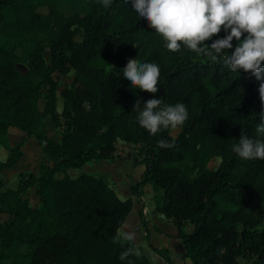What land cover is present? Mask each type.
<instances>
[{"label":"trees","instance_id":"16d2710c","mask_svg":"<svg viewBox=\"0 0 264 264\" xmlns=\"http://www.w3.org/2000/svg\"><path fill=\"white\" fill-rule=\"evenodd\" d=\"M60 2L70 7L67 14ZM135 58L159 66L155 95L124 78ZM69 70L58 110L56 86ZM260 83L251 73L231 71L224 56L213 63L183 46L169 52L132 0H111L108 9L102 0H0V141L15 126L36 138L48 160L35 171H18L7 187L1 170L21 155L23 138L0 159V212L7 213L0 220V264H152L141 249L140 257L119 259L135 248L117 231L131 197L119 198L102 174L66 171L91 159L111 160L117 140L137 145L130 159L143 168L130 194L141 198L150 184L153 209L174 224L182 257L191 264H264V159L246 161L232 150L241 130L256 138L264 112ZM152 98L186 105L188 119L175 134L169 128L153 136L137 122L135 102L143 106ZM45 117L58 128V139L43 131ZM160 139L174 147H158ZM213 156L219 161L209 167ZM30 189L38 196L35 205L26 195ZM253 200L259 205L252 210ZM149 245L168 264H181L167 248Z\"/></svg>","mask_w":264,"mask_h":264},{"label":"clouds","instance_id":"9594fccd","mask_svg":"<svg viewBox=\"0 0 264 264\" xmlns=\"http://www.w3.org/2000/svg\"><path fill=\"white\" fill-rule=\"evenodd\" d=\"M102 4L108 9L111 0H102ZM132 9L163 38L169 52H180L183 46L197 55L207 56L213 63L224 56V64L231 71L251 73L261 81L259 94L264 103V0H132ZM221 31L225 33L222 38L207 43ZM233 48L229 55L227 50ZM122 72L133 89L153 95L158 92L160 68L156 63L129 59ZM133 111L137 112L139 125L153 136L169 128H181L188 119L185 104L164 105L158 98L143 102V106L138 99ZM258 115L256 138H250L241 130L238 143L232 148L246 161L264 159V112ZM157 143L160 148L174 147L173 143L163 139ZM123 235L130 242L136 239L132 232L125 231ZM142 255L139 248L128 247L119 259L123 261L130 256ZM128 264L133 261L128 260ZM152 264H155L154 259Z\"/></svg>","mask_w":264,"mask_h":264},{"label":"rangeland","instance_id":"374dc122","mask_svg":"<svg viewBox=\"0 0 264 264\" xmlns=\"http://www.w3.org/2000/svg\"><path fill=\"white\" fill-rule=\"evenodd\" d=\"M58 8L64 13L67 14L70 11V7L64 3L60 2L58 3ZM81 32H77L75 34V38H80ZM44 58L47 60L48 59V51L46 48H44L42 52ZM16 67L20 71H25L26 67L22 63H16ZM72 77V70L67 71L59 80L56 86V109H60L61 106V98L59 95V90L65 86L68 85L70 79ZM42 92H44L45 87L42 86ZM43 103V95L40 94L37 100L38 106H41ZM43 131L45 132L46 135L53 137L54 134L59 135V130L57 127H55L49 117H45L43 120ZM12 129H9L7 135H4V137L0 141V159H4L7 155V148L8 146L14 145L16 142H18L21 138V133L22 131L15 127L12 126ZM178 129H172L170 128V133L175 134ZM20 148L22 150V155L19 157L18 160H16L12 166L6 167L2 169L1 174L3 176L4 180V185L7 187H13L16 183L17 180V173L19 170H24L27 168H32L34 163H39V156L42 153L41 148L39 143L37 142L36 138L29 135L22 140ZM138 152L137 145L134 143L122 141V140H117L115 144V151H114V156L111 158V160L115 156H119L115 161L113 162H107L105 159H91L87 160V162H90L89 166H91V174H102L103 176L106 177L108 180L109 184L113 187L114 191L118 195L119 198H125L126 196H130L128 192V185L135 181L140 174V170L143 168V165L141 163L137 164H132L131 162V157L130 155H134ZM137 156V155H136ZM43 161L47 162V158L45 155H42ZM219 161L218 156H213L210 158L207 162V165L209 167H214L217 165ZM80 168L78 166L76 167H68L67 168V173H69L71 176L76 175L79 173ZM56 176L61 175L60 172L55 173ZM128 181L131 182L128 184ZM150 186V185H148ZM151 192V193H150ZM153 190L150 187V191H145L144 196H143V201H144V206L146 210V218H152L154 221H156L157 224H160L161 227V233L157 230H153L151 228L150 235L145 236L143 234V228L140 226L139 223V209L141 210V205L140 207L137 208V198H134L135 200V205L131 212L128 214V216L124 219V221L120 224L118 227V237H123L124 232H132L135 233L136 239L134 240V247L141 249L143 252L146 253L150 261L152 262V259L155 260V264H168L161 255H159L157 252H155L149 245V241H151V245H156L159 247H164L167 248V253L171 257V259L174 262L181 263L177 248L173 246L172 244L174 243L173 239L175 240L178 238L177 236H172L171 233L175 231V226L174 224L167 219L164 216H159V213L157 211H154V201L151 197ZM29 194V203L32 204L34 203V197L33 195H36L34 191ZM26 194V195H27ZM240 195L242 197L245 196L244 191H240ZM38 197V196H37ZM28 198V195H27ZM139 200L141 198L139 197ZM141 202V201H140ZM259 205V202L257 200H253L252 203L250 204V209H255ZM138 213V214H137ZM142 215V212H141ZM7 216V213L5 212H0V220L4 219ZM143 216V215H142ZM139 220V221H138ZM189 224H185L184 228L187 229L189 228ZM145 233V232H144ZM144 235V236H143ZM176 235V233H175ZM179 241V238L176 239ZM180 242V241H179ZM23 250H25L23 248ZM182 259L185 261V264H191V261L188 257H182Z\"/></svg>","mask_w":264,"mask_h":264},{"label":"crops","instance_id":"0c3cea01","mask_svg":"<svg viewBox=\"0 0 264 264\" xmlns=\"http://www.w3.org/2000/svg\"><path fill=\"white\" fill-rule=\"evenodd\" d=\"M12 126H8L7 127V129H6V132H5V134L4 135H7V133H8V131H9V129H12L11 128ZM22 131V130H21ZM59 136V135H58ZM58 136H57V134H54V136L52 137L53 139H58ZM4 137V136H3ZM25 137H27V136H25L24 135V132L22 131V133H21V136H20V138H23V140H24V138ZM21 149V148H20ZM43 153V152H42ZM44 154V153H43ZM43 154H41L40 156H39V163L41 162V161H43V157H42V155ZM21 155H22V150H21ZM20 155V156H21ZM45 155V154H44ZM19 156V157H20ZM19 157L17 158V160L19 159ZM46 157V156H45ZM119 156H115L112 160H109V159H105L107 162H113V161H115L117 158H118ZM44 162V161H43ZM38 163V164H39ZM38 164L37 163H34V165L32 166V168H27V169H30V170H32V171H35V169H36V167L38 166ZM89 164H90V162H87V161H85V162H83L81 165H79L78 167L80 168V171L79 172H91V166H89ZM142 170V169H141ZM141 170H140V172H141ZM2 171V170H1ZM20 171V170H19ZM66 171H67V168H66ZM3 174V173H2ZM1 174V175H2ZM78 174V173H77ZM3 177V176H2ZM131 182H129L128 181V184H130ZM148 185H150L149 183H145L144 185H143V187H142V195H141V200H139V198L138 197H136V196H134V195H132V194H130L129 193V195H130V197H131V200H132V206H131V208H130V210L128 211V213L126 214V216H125V218L128 216V214L131 212V210L133 209V207H134V205H135V200H134V198H137V204H136V206H137V208L138 207H140V205H141V212H142V215H143V219H144V223H145V230L143 229V234H144V232H146L145 233V235L146 236H148V235H150V232H151V228H150V226L153 228V230H157V231H159L160 233H161V225L160 224H157L156 223V221H154V219H152V218H149V219H147L146 218V210H145V206H144V201H143V196H144V193H145V191L147 190V191H150V187L151 186H148ZM32 191H33V189H30L29 191H28V193L30 192V193H32ZM128 192H130V190H129V185H128ZM151 193V192H150ZM28 195V199H30L29 198V194H27ZM33 197H34V203H32V205H35V204H37V201H38V197H37V195H33ZM141 201V202H140ZM159 213V212H158ZM138 214V213H137ZM159 216H163L161 213H159ZM139 221V220H138ZM140 223V222H139ZM141 226V225H140ZM142 227V226H141ZM143 228V227H142ZM175 233H176V229H175V231L174 232H172L171 233V235L172 236H175L176 237V235H175ZM144 236V235H143ZM176 239H178V238H176ZM174 240L173 239V241H174V243L172 244L173 246H175L176 248H177V251H178V254H179V257H180V260H181V264H185V261L182 259V256H181V251H182V247H181V242H179L178 240ZM134 242V241H133ZM149 243L151 244L152 242L151 241H149ZM153 245V244H152ZM154 246H156V245H154ZM159 247V246H158ZM167 249H168V247H167Z\"/></svg>","mask_w":264,"mask_h":264}]
</instances>
